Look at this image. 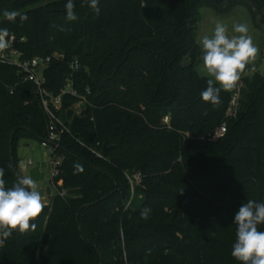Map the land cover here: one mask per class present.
I'll return each instance as SVG.
<instances>
[{
    "label": "trees",
    "instance_id": "trees-1",
    "mask_svg": "<svg viewBox=\"0 0 264 264\" xmlns=\"http://www.w3.org/2000/svg\"><path fill=\"white\" fill-rule=\"evenodd\" d=\"M66 3L0 0V28L14 36L22 59L62 54L44 70L46 89L58 96L70 83L78 93L52 106L68 127L51 155L61 161L51 179L56 193L35 231L4 242L0 264H241L231 255L234 216L248 199L264 203V74L242 73L238 90L220 91L219 106L204 102L212 78L197 68V29L202 7L238 6L264 28V0H99L98 16L74 0L72 22ZM5 11L28 18L12 23ZM81 96L87 102L78 106ZM50 123L35 84L0 62L7 187L24 176L19 143L44 141ZM222 125L224 136L214 139ZM128 174L140 175L139 206L127 204Z\"/></svg>",
    "mask_w": 264,
    "mask_h": 264
},
{
    "label": "clouds",
    "instance_id": "clouds-1",
    "mask_svg": "<svg viewBox=\"0 0 264 264\" xmlns=\"http://www.w3.org/2000/svg\"><path fill=\"white\" fill-rule=\"evenodd\" d=\"M98 16L99 0H84ZM66 20L78 19L75 13L74 0L65 4ZM7 21L15 23L17 18L23 23L27 15L18 11H5ZM232 30L237 35H228L227 27L217 22L211 37L203 36L199 40L201 46L203 68L210 77L214 78L219 87L214 86L213 79L207 81V88L200 95L204 102L214 107L219 106L220 91H229L237 86L241 74L250 62L254 61L258 48L248 34L246 24L236 23ZM12 34L7 28H0V52L10 46ZM76 172L83 171L81 164H74ZM5 172L0 168V248L14 232L26 233L35 231L33 222L42 213L45 205L43 196L37 189L36 182L29 176H20L11 186H6ZM151 209L141 211V219L149 218ZM236 225V240L232 245L231 255L241 264H264V231L258 230V225L264 224V203L252 199L243 202L234 216Z\"/></svg>",
    "mask_w": 264,
    "mask_h": 264
},
{
    "label": "rangeland",
    "instance_id": "rangeland-1",
    "mask_svg": "<svg viewBox=\"0 0 264 264\" xmlns=\"http://www.w3.org/2000/svg\"><path fill=\"white\" fill-rule=\"evenodd\" d=\"M199 17L200 18L197 29L198 43L203 36L205 35H208L209 37L212 36L213 30L217 22L223 23L227 27L229 36L237 35L232 30L234 24L236 23L246 24L248 27V34L252 37L253 43L258 48L259 51L257 53L255 60L250 62L249 65L246 67L245 71L243 72V75H252L256 71H259L262 74H264V28H258L254 24L250 11L247 7L238 6L229 13H219L213 8L202 7ZM197 68L200 74L209 76L206 70L203 68L202 55L199 59ZM211 78L214 79L213 77ZM240 86H241V79L237 83V86L234 88V90H238ZM17 154L19 158V165L21 169H24V172L22 171L23 173L28 172L29 168L31 167V165L28 164L30 161H33L35 166H40L42 172L45 173V179L36 182L37 189L39 190L40 188H45L46 186L51 184L53 189L52 195L55 194L56 189L53 186L52 182L50 183V180L52 179V171H53V167L51 165L53 161V157L51 156L49 149L43 146L42 142L37 141L35 139L28 140L27 143L26 140H23L18 145ZM24 176H29V175L25 174ZM128 178H129V183L131 185V193L127 201V204L131 206H139V202L141 199H143V195L138 194L135 190L138 177H135V175L128 174ZM48 199L49 196H47V194L44 193L43 196L44 204H46L45 203L46 201H49Z\"/></svg>",
    "mask_w": 264,
    "mask_h": 264
},
{
    "label": "built area",
    "instance_id": "built-area-1",
    "mask_svg": "<svg viewBox=\"0 0 264 264\" xmlns=\"http://www.w3.org/2000/svg\"><path fill=\"white\" fill-rule=\"evenodd\" d=\"M15 38L14 36L11 37L10 46L3 52H0V62L7 64V65H14L18 68V70L24 75L25 80H29L33 82L37 88L38 93L40 94L42 105L44 106L45 110L49 114L51 118V123L49 126V137L42 141V145L47 147L53 155L55 153L57 147L59 146V140L61 134L64 131H68V127L64 122L56 115L55 111L53 110L52 106H59L61 104V97L64 93H72L73 95H78L77 91L72 88L71 84L68 83L67 87L62 91V93L58 96H53L45 87V78H44V70L47 65L51 62L52 58L57 57L61 58L62 54L54 53L51 56H36L31 59H22V53L14 48ZM71 68L73 71H77L80 68V63L78 60H75L71 64ZM13 92V91H12ZM87 102L85 96H81V100L78 104L80 106L82 103ZM235 104V100L233 101V105ZM226 132V126L222 125L214 135V139H218L224 136ZM93 152L103 158V152L98 150H93ZM29 164L31 165L32 162L30 161ZM61 161L58 158L53 157L52 161V177L60 174L61 170L59 166ZM135 177H140L139 174H135Z\"/></svg>",
    "mask_w": 264,
    "mask_h": 264
},
{
    "label": "water",
    "instance_id": "water-1",
    "mask_svg": "<svg viewBox=\"0 0 264 264\" xmlns=\"http://www.w3.org/2000/svg\"><path fill=\"white\" fill-rule=\"evenodd\" d=\"M187 63V62H186ZM234 90V89H233ZM110 147L105 145L103 150L107 151ZM13 164L15 163L14 158H12ZM25 166V165H24ZM29 177L33 178L35 182H39L45 179V173L42 172L40 166H33L30 167L28 170ZM39 191L41 192L42 196H44V193L46 192L47 195L52 194V186L48 185L45 188H40Z\"/></svg>",
    "mask_w": 264,
    "mask_h": 264
},
{
    "label": "crops",
    "instance_id": "crops-1",
    "mask_svg": "<svg viewBox=\"0 0 264 264\" xmlns=\"http://www.w3.org/2000/svg\"><path fill=\"white\" fill-rule=\"evenodd\" d=\"M27 142H28V141H26V143H27ZM31 162H32L31 167L35 166L34 162H33V161H31ZM28 164H29V163H28ZM22 171L24 172V169H22ZM23 174H24V175H25V174H28V172H25V173H23ZM28 175H29V174H28ZM50 183H51V180H50ZM50 185H51V184H50ZM52 192H53V189H52ZM45 193H46V192H45ZM51 195H52V194H51ZM51 195H50V196H51ZM47 196H49V195H47ZM50 196H49V197H50ZM48 200H49V199H48ZM45 203H48V201H46Z\"/></svg>",
    "mask_w": 264,
    "mask_h": 264
}]
</instances>
